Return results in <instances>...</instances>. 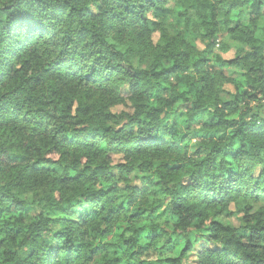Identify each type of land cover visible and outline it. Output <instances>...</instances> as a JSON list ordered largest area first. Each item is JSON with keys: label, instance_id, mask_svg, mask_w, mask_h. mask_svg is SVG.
<instances>
[{"label": "clouds", "instance_id": "obj_1", "mask_svg": "<svg viewBox=\"0 0 264 264\" xmlns=\"http://www.w3.org/2000/svg\"><path fill=\"white\" fill-rule=\"evenodd\" d=\"M186 262L264 264V0H0V264Z\"/></svg>", "mask_w": 264, "mask_h": 264}, {"label": "trees", "instance_id": "obj_2", "mask_svg": "<svg viewBox=\"0 0 264 264\" xmlns=\"http://www.w3.org/2000/svg\"><path fill=\"white\" fill-rule=\"evenodd\" d=\"M181 91H183V89H181ZM132 215H135L134 213ZM124 223V222H118V225ZM137 226H140L139 224ZM118 235L120 234L119 232L117 233ZM186 264H191V262H186Z\"/></svg>", "mask_w": 264, "mask_h": 264}]
</instances>
